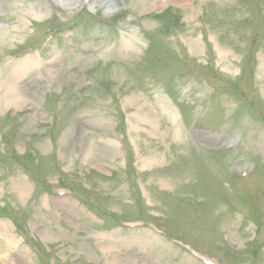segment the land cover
Segmentation results:
<instances>
[{"label": "rangeland", "instance_id": "rangeland-1", "mask_svg": "<svg viewBox=\"0 0 264 264\" xmlns=\"http://www.w3.org/2000/svg\"><path fill=\"white\" fill-rule=\"evenodd\" d=\"M0 264H264V0H0Z\"/></svg>", "mask_w": 264, "mask_h": 264}, {"label": "bare ground", "instance_id": "bare-ground-1", "mask_svg": "<svg viewBox=\"0 0 264 264\" xmlns=\"http://www.w3.org/2000/svg\"><path fill=\"white\" fill-rule=\"evenodd\" d=\"M186 2V0H167V3H177V4H179V3H185ZM110 4H112V3H107V4H105L104 5V7L105 6H109Z\"/></svg>", "mask_w": 264, "mask_h": 264}]
</instances>
